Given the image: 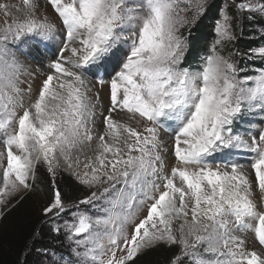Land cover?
Wrapping results in <instances>:
<instances>
[{"label":"snow or ice","instance_id":"obj_1","mask_svg":"<svg viewBox=\"0 0 264 264\" xmlns=\"http://www.w3.org/2000/svg\"><path fill=\"white\" fill-rule=\"evenodd\" d=\"M208 2L0 4L9 17L0 31V219L13 197L34 190L38 166L52 177L46 217L69 210L55 185L58 172H70L80 185L96 189L76 202L71 220L63 221L70 245L57 264H130L160 246L178 248L170 264H264V256L245 247L248 232L264 246V210L253 199L254 184L264 193V131L251 136V143L234 132L245 114L264 111V69L241 75L244 69L231 54L218 50L235 38L234 17L226 11L216 22L211 54L201 57L198 70L181 67L189 47L182 29L197 23ZM49 5L65 38L59 58L48 64L53 71L34 92L31 82L21 79L28 75L21 42L55 36L57 24L37 14ZM236 9L264 16V0L241 2ZM253 53L264 58V47ZM88 74L110 85L100 131L99 92L89 86ZM121 113L137 125L148 123L140 130L114 118ZM162 128L174 140L170 171H165L169 145L160 136ZM233 149L253 154L249 166L255 180L243 164L227 159ZM217 154L225 158L209 159ZM81 204L92 207L82 210ZM52 231L60 235L61 225Z\"/></svg>","mask_w":264,"mask_h":264},{"label":"rangeland","instance_id":"obj_2","mask_svg":"<svg viewBox=\"0 0 264 264\" xmlns=\"http://www.w3.org/2000/svg\"><path fill=\"white\" fill-rule=\"evenodd\" d=\"M20 2L21 0H0V4H7L9 6L17 5ZM241 2L259 4L261 0H209L206 12L199 18L197 23L193 25L190 30L182 29L183 35L187 38L189 42V47L186 51L187 56L185 55L181 67H189L192 70H198L199 65L203 63L201 57L211 54V48L217 39L215 33L216 22L222 18L223 13L226 11L229 16L234 17V19L231 20V24L235 38L229 42H225L222 47L217 46L218 50H220L222 54H231V58L237 63V65L240 68L244 69L241 75H250L254 72H257L258 70L264 69V58H261L259 55H255L253 53V50H257L264 47V16L255 12H238L236 9V5ZM215 4L219 5V12L218 18L213 26L212 38L209 40L203 52L199 53V55H196L197 57H195V53H193V49H195V47L193 48V46L191 45V42L189 40L190 37L188 35H191L194 32L196 26L198 25L202 17H204L206 13L208 14L210 8L213 7V5ZM37 14L48 15L49 18L57 24L58 31L53 38L47 41L33 35L26 37V42H21L24 50L27 53V56L23 59L26 72L28 73V75L22 76L21 79L31 82L34 92L39 89L41 82L46 79V76L53 71L48 67V64L50 62H55L59 58V54L61 52V44L65 38L59 17L53 11L50 5L47 7L44 13L38 12ZM8 21L9 17H6L4 11L0 10V31H2L4 27H6V23ZM240 40L241 45L246 47V45L249 44L250 47L247 46L248 48L246 47L245 49L237 47L236 43ZM236 48H238L239 50L236 51ZM63 55L68 56L69 54L67 52H64ZM193 59L195 60L191 64L190 62ZM115 65L116 60L110 62V67H115ZM87 79L89 82V86L92 88L93 92H99V98L95 100V104L97 105L95 119L97 131H100L103 128V116L107 114L109 107L110 85L108 83L101 85L100 83H98L96 77L91 74L87 75ZM105 79H107V77H105ZM22 87L26 88L27 83L22 85ZM114 118L129 123L133 127H138L140 130H142L145 124L148 123L146 121H141V123L137 125V122L135 120H130L128 114L126 113H121L118 116L114 114ZM243 121L244 122H242L241 124L234 126V132H240L243 138L249 143H251V136H257L259 132L264 131V111L257 110L254 112H249L245 114V116L243 117ZM248 121H251V123H248ZM160 136L169 145V150L167 153H165V159L169 165V168L165 169V171H170V166L174 163V156L172 155L171 149V145L174 143V140L172 138L171 133L165 131L163 128L160 130ZM93 143H95V141ZM2 151H4V145L0 143V152ZM228 151L231 152V155L227 157V159H230L232 162L243 164L246 170L251 173V178L255 180L254 170L251 169V167L249 166L251 160L253 159V154L243 149H233ZM89 155L91 156L92 153H89ZM224 158L225 157L222 154H217L216 157H210L209 159L218 161ZM81 162H84L83 156L81 157ZM2 165L6 167V159L2 161ZM2 171L3 167H0V187H2ZM60 174H67L75 180V178L70 172L64 171L58 172L55 179L59 177ZM78 185L80 184L78 183ZM80 187L82 188L84 193H87V195L82 196L83 198L87 197L92 191L96 190L89 189L87 187H84L83 185H80ZM28 193H36V196L40 198L42 197L43 191L40 187H37L36 189L34 188V190L31 192L19 193L16 197L12 198L11 203L4 209L3 214L6 211L11 210L14 206H16L17 201L21 200ZM253 199L256 201L258 207H260L261 210H264V193H260L258 187L255 184L253 186ZM96 203L99 204L100 202L97 201ZM75 205L76 204L69 205V210L63 213L62 217H56L55 219H52L50 218L51 214H49L48 221L52 228L56 227L57 224L61 225L60 235L63 238V243L59 242L57 244V246L60 247L58 250H48L47 254H45V251L40 252L43 264H57L59 257H67L70 241L65 238L66 234L63 232L62 224L64 220L72 219L71 213L77 210ZM91 207V205H79V208L82 210L90 209ZM146 214L147 208L140 212L139 217L143 218ZM245 247L247 251H256L262 256H264V246H261L258 243V241L255 239L254 233L252 232H248L246 234ZM53 253H55V257L53 256ZM119 255L120 253L117 252V256Z\"/></svg>","mask_w":264,"mask_h":264},{"label":"trees","instance_id":"obj_3","mask_svg":"<svg viewBox=\"0 0 264 264\" xmlns=\"http://www.w3.org/2000/svg\"><path fill=\"white\" fill-rule=\"evenodd\" d=\"M218 7V4L213 5L208 14L202 17L194 32L188 35L191 45L195 47L193 49L195 57L203 52L212 38L213 26L218 18ZM236 46L242 49L250 47L249 44L246 47L241 45V40ZM194 60L190 63L192 64ZM55 185L60 189L62 198L68 205L76 204L77 201L84 199L83 195H87L67 174H60L55 179ZM37 187L42 189V197H37L36 193H28L17 201L16 206L3 214L0 221V264H43L40 252L58 250L60 247L57 244L63 243V238L52 231L48 216L43 213L44 208L53 199L52 177L43 166L37 168L34 188ZM177 252L178 248L175 246L171 248L160 246L137 256L130 264H170Z\"/></svg>","mask_w":264,"mask_h":264}]
</instances>
